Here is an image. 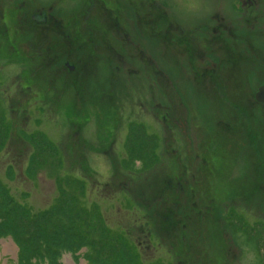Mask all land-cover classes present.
<instances>
[{
    "label": "rangeland",
    "instance_id": "obj_1",
    "mask_svg": "<svg viewBox=\"0 0 264 264\" xmlns=\"http://www.w3.org/2000/svg\"><path fill=\"white\" fill-rule=\"evenodd\" d=\"M11 1L0 0V8ZM23 1L58 20L67 14L73 20L88 5L87 0ZM140 1L147 3H135ZM232 1L150 0L144 10L151 15L156 3L162 5L168 22L201 36L214 19L237 20ZM92 15L94 25L98 16ZM81 23L74 18L70 30H80ZM233 23V32L248 39L247 51L264 45L255 22ZM130 31L138 48L120 42L115 32L102 35L107 43L86 65L76 94V74L63 63L52 68L46 54V46L63 40L58 33H44V48L37 53L34 45L24 48L22 56L30 59L25 64L17 56L3 60L10 53L0 48V264H264V191L251 192L254 174L248 168L244 176L232 160L235 150L217 146L224 162L217 167L222 181L215 190L175 186L191 181L180 168L189 153L205 159L209 137L226 141L223 125L231 118L224 98L212 94L208 82L195 80L187 60L177 62L173 49H163L152 28ZM192 47L204 60L198 70L214 68L208 57H223L222 50L207 54L209 48L196 40ZM139 51L166 70V98L160 90L164 81L152 75L153 66L140 60ZM252 55L261 59L264 48ZM69 65L81 72V63ZM233 71L238 74L229 83L228 99L247 106L241 120L253 122L264 157V106L255 100L264 87V64L242 62ZM18 76L26 77L30 88ZM63 82L71 88L64 91ZM47 85L57 91L54 96H45ZM37 248L42 252L36 254Z\"/></svg>",
    "mask_w": 264,
    "mask_h": 264
},
{
    "label": "flooded vegetation",
    "instance_id": "obj_2",
    "mask_svg": "<svg viewBox=\"0 0 264 264\" xmlns=\"http://www.w3.org/2000/svg\"><path fill=\"white\" fill-rule=\"evenodd\" d=\"M148 1L150 0H147V3L145 4L141 1L140 3H135V0H87L88 7L85 6L79 14H75L74 16V18L80 17L82 19L80 30H70V22H72L74 18L71 20L69 14L66 16L67 19L58 20V17L60 16L56 17L49 11L45 13L42 9L38 10V8H29L23 0H12V4H10L9 8L7 5H5L3 9L0 8V48L7 49L10 53V56H3L2 59L7 60V57L13 58L17 56V62L25 64L27 63L26 60L29 58L23 57L21 51L24 50V48L28 50L34 45L35 47L33 48V51L37 53V49L44 48L45 41L41 36L44 33L54 34L56 32L62 36L63 40L46 46L48 49L46 50V54L48 53L51 58L49 64H52L51 66L54 68V65H56L55 63H63L64 68L68 72L76 74L77 79H74L72 85L76 94V92L81 90L77 82L80 81V78H85L84 73L86 71V65L90 64V61H94L95 53H97L98 50H101L102 47L104 48L107 43L105 40H102L103 32H115L120 42H125L129 47L131 46V49H133L138 48V45L130 39L129 31L132 30L130 32H135V29L138 31L145 28L147 30L152 28L153 31L156 32L155 36H152L157 37L160 42L163 43V49L166 50L168 47L173 49L176 54L177 62L184 63L187 60L189 71H192L195 80L208 82L212 94L224 98V100H222L227 107V117L228 119L229 116L231 118V121L229 120L230 125H223L226 129L224 133L227 135L223 138L226 139V141L220 142L217 136L209 137L206 143L207 153L205 159H201L198 155L193 158V155L189 153L190 159L188 158V160H185L186 165L184 168L181 166L180 168L183 171L181 174L183 178L185 179L186 176H191V181L180 180L175 186L178 189H181V191H184L185 188L187 191L190 189L191 191H199L203 189L209 191L210 189L215 190L216 183L222 181V179L220 180L219 177H217V172H219L217 167L224 162V159L218 155L219 153H216L217 146L219 144H225L228 150L232 148L235 150V153L238 154L232 160L235 164L240 165L244 176L246 172L249 171L247 169L251 168L250 173L254 174V182L251 181V189H253L251 192H256L257 190L263 192L264 185L262 184V180L264 178V157L262 156L260 148V134L258 135L253 131L252 121H246L244 125V122L241 120L242 116H245L246 118L248 115L247 106H240L239 104L234 105L229 101L228 97L230 91L233 92L230 88L231 84L229 83L234 79L236 74H238L233 70L235 68L237 69L240 63L248 62L249 64L252 63L256 65L257 61H259L261 66L264 64L263 56L261 59H258L252 55L253 53L261 55L264 45L262 44L257 47L250 45L249 47H252V49H248L247 51L244 48L245 43L248 41L246 36L244 35L243 37L241 34L238 35L233 32L235 31L234 27L236 26L233 21L240 20L242 26H247L250 22H255L253 28H255V25L257 26L258 34L260 33L259 39L264 36V32L262 31V27H264V0H234L230 2L232 14L239 16L237 20L229 18L227 23L224 17L219 20L214 19V23L216 22V24L207 26V29L201 36L195 35L194 31H192V33L187 32L186 30H183L181 26L171 21L168 22L165 13L162 12V9H164L162 5L156 3V5L153 6V9L155 10L154 13L151 15L148 14L147 11L144 10L147 5L150 6ZM156 8L158 11H156ZM143 11L144 13L141 15L140 12ZM92 14L96 17L98 16L96 24L94 25L93 22H91L93 17ZM124 15L128 17L126 22L122 20ZM151 22H154L155 25L152 26ZM83 35H86L87 37L82 40ZM253 35L255 36V34ZM97 37L99 38L97 39ZM229 39H232V41L230 42ZM195 40L202 44L204 48H209L208 50L206 49L207 54H212V50H214V52H212L215 55L220 50L223 51V57L220 59H218V56L215 57L213 55L210 56V58L208 57L211 66L213 65L214 68H202L201 70H198L200 69L197 66L198 61L204 62V60L200 61L201 59L196 56V49L192 47ZM216 44L221 45L216 46L218 47L216 48ZM112 48L114 49V47ZM242 48L244 50H242ZM58 49L63 50L62 52H56ZM242 51L245 53L249 52L248 54H250V56L244 55ZM139 56L140 60L146 61L149 66H153L151 69L152 75L158 77L160 81H164V85L160 90L161 95L165 97L167 90L166 83L169 81L166 70L160 66V68L156 66L154 61L145 56L143 51H139ZM69 62L81 63V72L79 71L80 69L77 70L76 67L69 65ZM178 67L184 68L181 64H178ZM115 71L118 72L120 69L117 67ZM19 78H22V83L30 88L29 81H27L26 77L21 76ZM32 81H30V83ZM15 83L16 81L14 82V85ZM47 87L48 91L45 96H50V93L54 96L57 91L55 89H50L51 87L48 85ZM62 87L64 88V91L71 88L67 86L66 82L62 83ZM259 104L264 106V104ZM15 106L16 105H13V107ZM162 110L164 111L162 124L166 130L168 127L166 125L167 115L165 109L162 108ZM219 124L220 123L218 122L216 127H218ZM230 126H232V128ZM237 129H239L238 132L236 131ZM236 134L238 136H236ZM164 142L167 148L166 137L164 138ZM210 150L212 151L210 152ZM184 155L186 157V154ZM177 157L179 156L177 155ZM181 159H179L180 165L182 163ZM206 178L208 179L207 184L204 183V179ZM248 179H250V176ZM168 186H171V184L167 183L165 189L168 188ZM227 188H230V186H227Z\"/></svg>",
    "mask_w": 264,
    "mask_h": 264
},
{
    "label": "water",
    "instance_id": "obj_3",
    "mask_svg": "<svg viewBox=\"0 0 264 264\" xmlns=\"http://www.w3.org/2000/svg\"><path fill=\"white\" fill-rule=\"evenodd\" d=\"M255 100L258 103L264 104V87H260L255 94Z\"/></svg>",
    "mask_w": 264,
    "mask_h": 264
},
{
    "label": "trees",
    "instance_id": "obj_4",
    "mask_svg": "<svg viewBox=\"0 0 264 264\" xmlns=\"http://www.w3.org/2000/svg\"><path fill=\"white\" fill-rule=\"evenodd\" d=\"M55 64H56V65H54V68L57 67V63H55ZM47 88H48L47 86L44 87V89L42 88V89H43V92H45V94H46V92L48 91ZM40 89H41V88H40ZM40 91L42 92V90H40ZM28 213H29V211H28ZM1 238H2V237H1ZM23 239H24V238L21 237L20 240H23ZM25 240H26V239H25ZM25 240H24V241H25ZM17 242H18V245H19V247H20L19 249H21V250H20L21 253H23V251H25V250H22V249H24V248L22 247V243H20L19 241H17ZM25 242H26V241H25ZM40 250H41V249L37 248V252H38V253H36V254H39L40 252H42V251H40ZM29 256H30V255H29ZM31 257H32V256H31ZM52 264H53V263H52Z\"/></svg>",
    "mask_w": 264,
    "mask_h": 264
},
{
    "label": "bare ground",
    "instance_id": "obj_5",
    "mask_svg": "<svg viewBox=\"0 0 264 264\" xmlns=\"http://www.w3.org/2000/svg\"><path fill=\"white\" fill-rule=\"evenodd\" d=\"M104 33H105V32H103V34H104ZM66 264H71V263H70V261H69V260H66Z\"/></svg>",
    "mask_w": 264,
    "mask_h": 264
}]
</instances>
